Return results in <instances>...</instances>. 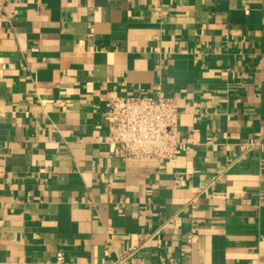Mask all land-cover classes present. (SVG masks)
I'll return each mask as SVG.
<instances>
[{"label":"crops","instance_id":"0c3cea01","mask_svg":"<svg viewBox=\"0 0 264 264\" xmlns=\"http://www.w3.org/2000/svg\"><path fill=\"white\" fill-rule=\"evenodd\" d=\"M142 89L177 101L173 160L109 152L110 98ZM263 133L264 0H16L0 12V264H114L146 235L127 264H264V147H243Z\"/></svg>","mask_w":264,"mask_h":264},{"label":"built area","instance_id":"2783aa9c","mask_svg":"<svg viewBox=\"0 0 264 264\" xmlns=\"http://www.w3.org/2000/svg\"><path fill=\"white\" fill-rule=\"evenodd\" d=\"M16 0H0V12H6L8 5ZM108 127V149L112 156L126 159H156L163 163L173 160L181 152L184 143L178 130L179 111L174 98L162 95L158 90L149 95L144 89L135 95H116L110 98L105 115ZM244 151L251 152L264 147V133L243 145ZM221 175L214 177L213 183ZM205 189L193 194L188 206L193 213L197 208L198 197ZM179 214L171 217L166 224H177ZM154 235L140 238V243L120 255L114 264H127L138 250L145 246ZM197 228L187 235L188 243H193ZM63 254L58 253V262Z\"/></svg>","mask_w":264,"mask_h":264}]
</instances>
